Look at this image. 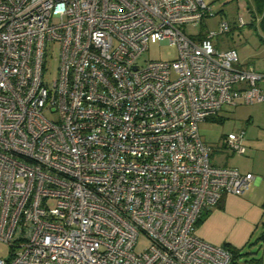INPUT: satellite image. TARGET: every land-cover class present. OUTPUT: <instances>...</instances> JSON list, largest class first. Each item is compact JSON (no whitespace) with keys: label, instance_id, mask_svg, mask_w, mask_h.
<instances>
[{"label":"built area","instance_id":"1","mask_svg":"<svg viewBox=\"0 0 264 264\" xmlns=\"http://www.w3.org/2000/svg\"><path fill=\"white\" fill-rule=\"evenodd\" d=\"M211 15L204 0H0V264H232L196 222L254 176L211 163L199 127L264 102V72L213 46L227 21L186 32ZM151 38L175 56L140 64ZM221 145L243 155L244 131Z\"/></svg>","mask_w":264,"mask_h":264},{"label":"rangeland","instance_id":"2","mask_svg":"<svg viewBox=\"0 0 264 264\" xmlns=\"http://www.w3.org/2000/svg\"><path fill=\"white\" fill-rule=\"evenodd\" d=\"M204 1L209 5L212 15L207 16L201 23L187 25L185 27L186 32L204 35L208 29L217 31L219 23L227 21L230 26L229 31L212 37L213 46L220 50L234 48L238 53L240 64H250L255 70L264 72V42L259 39L258 31L249 25L252 18L244 6L245 0ZM239 16L243 17L244 24L242 25L238 22ZM58 51L57 43L47 44L42 80L48 87L52 85L56 77ZM175 54L176 48L174 46L151 38L148 49L139 57L138 62L142 64L148 59H172ZM246 108H242L243 112ZM236 112L239 111H235L234 107L224 105L218 115L200 124L199 131L202 139L213 149L210 156V161L213 164H223L225 162L223 155L231 154L230 150L225 147L223 150L220 149L224 136L233 130L238 123ZM228 157L231 158L232 155ZM227 163L232 165L231 162ZM49 204L53 205V202ZM146 244L147 238L141 234L135 250L140 251ZM235 249L239 252L237 260L241 264H264V218L254 227L245 244ZM8 256L9 246L0 242V257L7 259Z\"/></svg>","mask_w":264,"mask_h":264},{"label":"crops","instance_id":"3","mask_svg":"<svg viewBox=\"0 0 264 264\" xmlns=\"http://www.w3.org/2000/svg\"><path fill=\"white\" fill-rule=\"evenodd\" d=\"M250 5V0L244 5L248 7L249 13L252 9ZM250 15V22L256 24L259 16ZM258 85L264 89V81ZM244 107L247 108L243 112ZM234 108L239 111L236 112L238 123L230 132L244 131L246 150L243 155H233L232 152L224 154L225 162L217 165L232 166L243 173H252L254 179L242 195L225 194L217 205L206 208L204 211L208 210V213L197 225L196 235L215 245L228 244L240 248L264 218V102L241 104ZM220 150H223L222 145ZM229 155H232V161Z\"/></svg>","mask_w":264,"mask_h":264},{"label":"trees","instance_id":"4","mask_svg":"<svg viewBox=\"0 0 264 264\" xmlns=\"http://www.w3.org/2000/svg\"><path fill=\"white\" fill-rule=\"evenodd\" d=\"M250 3H251L250 7L252 6V9L250 10V14L252 13L253 16H259V20L256 24L253 21H251L249 25L252 26L254 30L258 31L259 39L262 42H264V0H250ZM213 117L214 116H212L211 118ZM207 213L208 210L207 212L206 211L202 212V214L200 215V217L196 222L197 225L203 221ZM224 246L227 247L232 253V264H241L237 260V256L239 254V252H237L238 250H236L235 248L231 247L228 244H224Z\"/></svg>","mask_w":264,"mask_h":264}]
</instances>
